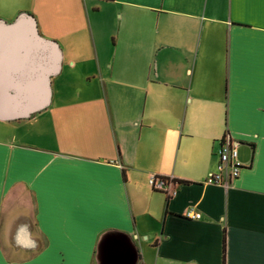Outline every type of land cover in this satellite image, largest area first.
Masks as SVG:
<instances>
[{"label": "crops", "instance_id": "1", "mask_svg": "<svg viewBox=\"0 0 264 264\" xmlns=\"http://www.w3.org/2000/svg\"><path fill=\"white\" fill-rule=\"evenodd\" d=\"M21 14L61 68L0 121V264H100L112 236L136 264H264V0H0ZM223 141L239 175L208 185Z\"/></svg>", "mask_w": 264, "mask_h": 264}, {"label": "water", "instance_id": "2", "mask_svg": "<svg viewBox=\"0 0 264 264\" xmlns=\"http://www.w3.org/2000/svg\"><path fill=\"white\" fill-rule=\"evenodd\" d=\"M60 68L59 47L41 37L32 16L21 14L12 23L0 22V121L26 120L46 109L51 78ZM123 239L112 236L102 243L100 264H108L116 252H124V264H136L135 246Z\"/></svg>", "mask_w": 264, "mask_h": 264}, {"label": "built area", "instance_id": "3", "mask_svg": "<svg viewBox=\"0 0 264 264\" xmlns=\"http://www.w3.org/2000/svg\"><path fill=\"white\" fill-rule=\"evenodd\" d=\"M238 143L223 141L218 151L219 164L218 172L209 174L205 183L208 185H228L229 181L239 175L241 166L238 162ZM149 184L155 191L164 193H171L170 181L163 177L152 176ZM188 217L192 219H199V214L188 213Z\"/></svg>", "mask_w": 264, "mask_h": 264}, {"label": "trees", "instance_id": "4", "mask_svg": "<svg viewBox=\"0 0 264 264\" xmlns=\"http://www.w3.org/2000/svg\"><path fill=\"white\" fill-rule=\"evenodd\" d=\"M175 182L174 181H172V182H170V186L172 185V184H174ZM171 195V193H167V196L169 197Z\"/></svg>", "mask_w": 264, "mask_h": 264}]
</instances>
